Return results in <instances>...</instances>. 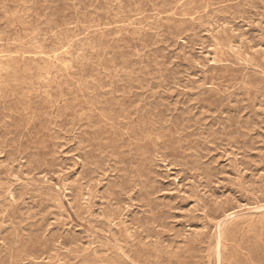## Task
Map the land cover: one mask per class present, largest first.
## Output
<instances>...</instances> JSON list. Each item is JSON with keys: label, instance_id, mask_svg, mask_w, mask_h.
Returning a JSON list of instances; mask_svg holds the SVG:
<instances>
[{"label": "rangeland", "instance_id": "obj_1", "mask_svg": "<svg viewBox=\"0 0 264 264\" xmlns=\"http://www.w3.org/2000/svg\"><path fill=\"white\" fill-rule=\"evenodd\" d=\"M0 264H264V0H0Z\"/></svg>", "mask_w": 264, "mask_h": 264}]
</instances>
